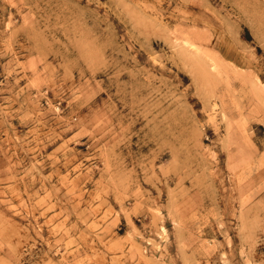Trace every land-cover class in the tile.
Instances as JSON below:
<instances>
[{"label": "rangeland", "instance_id": "1", "mask_svg": "<svg viewBox=\"0 0 264 264\" xmlns=\"http://www.w3.org/2000/svg\"><path fill=\"white\" fill-rule=\"evenodd\" d=\"M0 264H264V0H0Z\"/></svg>", "mask_w": 264, "mask_h": 264}]
</instances>
